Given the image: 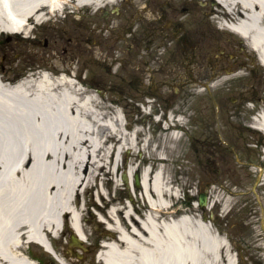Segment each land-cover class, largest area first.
Returning <instances> with one entry per match:
<instances>
[{
    "label": "bare ground",
    "instance_id": "6f19581e",
    "mask_svg": "<svg viewBox=\"0 0 264 264\" xmlns=\"http://www.w3.org/2000/svg\"><path fill=\"white\" fill-rule=\"evenodd\" d=\"M145 1L134 0L136 14L153 21L150 10L139 8ZM198 1L201 5L212 2L209 14L214 27L248 41L264 65V0ZM117 2L0 0V36L28 35L36 26L58 21L65 12L69 16L76 13L80 20L85 9L100 10ZM172 24L166 20V26ZM114 27L115 23L103 24L99 29L111 31ZM109 49V61L115 62L120 57L112 46ZM93 52L98 56L97 48ZM154 55L148 47L142 59L152 60ZM135 58L133 53L128 62L134 63ZM170 66L172 69L175 64ZM68 67L65 61L62 66L57 61L54 68L62 74L42 71L15 83L0 78V264H41L27 257L26 244L47 250L51 247L58 263L67 264L53 242L46 243L45 238L59 237L60 224L69 217L71 224L65 230L86 240V225L82 223L81 208L74 206V197L79 189H94L97 180L110 181L112 166L108 171L104 169L108 154L118 172V157L127 152L132 162L126 165L125 172L131 177L137 170L132 166L136 151L143 156L139 192L131 182L127 189L143 204L131 197L130 204L111 206L105 217L98 215L113 231L109 236L103 232L99 236L101 264H234L230 239L211 225L204 213L182 209L178 211L182 214L171 212L179 200L177 188L170 185L165 172V150L148 154L143 130L123 124L117 110L104 119L100 102L68 77ZM152 71L150 67L146 69L149 74ZM260 104L256 121L264 132V100ZM178 123L183 125L184 119L180 117ZM177 137L170 132L162 139L173 141ZM259 137L257 150L262 154L264 137ZM258 166L259 185L264 186V154ZM101 197L97 192V198ZM260 199L264 232V197ZM206 200L208 207L212 205L210 209L218 207L222 214H228L233 204L231 196L221 198L215 191Z\"/></svg>",
    "mask_w": 264,
    "mask_h": 264
},
{
    "label": "rangeland",
    "instance_id": "374dc122",
    "mask_svg": "<svg viewBox=\"0 0 264 264\" xmlns=\"http://www.w3.org/2000/svg\"><path fill=\"white\" fill-rule=\"evenodd\" d=\"M132 1L134 4V0ZM175 1L184 5L187 10H178L179 13L175 15L166 14L165 19L172 18L180 23L172 27H165L164 18L160 15L163 9L155 12L151 6L155 20L148 23L134 16L129 7L125 8L126 6L122 4L118 7L122 16L121 22L127 23V28L133 30L131 34H134L137 41L132 40L130 32L127 33L128 30L116 29L113 32L97 33L91 28L96 26V23L120 22L116 19L118 16H114L112 12L113 8L109 6L108 16L100 11L94 17L85 9L80 20L76 13L70 16L68 14L58 21L36 26L26 38L4 34L0 36V43L6 44L8 49L13 51L9 57L14 62L13 68L20 72L16 78L11 75L4 77L5 79L12 77L11 80L15 81L24 73H34L32 76L35 77L38 75L37 72L42 70L61 74L55 72L53 64H56L57 60L73 61V71L72 74H67L68 77H72L83 90L89 91L97 98L100 108L105 113L104 119L114 115L113 112L117 110L123 124L137 126L143 130L144 138L147 139L148 154L162 148L165 150L168 160L165 172L170 185L175 189L177 187L178 192L179 201L174 206L180 205L187 213H197L199 193H204L208 198L213 191L221 198L231 196L233 204L228 214H222L218 207L210 209L212 205L203 208V211L211 224L230 239L235 262L237 256L238 264H264L262 208L258 202V199L264 197V186L259 185L258 181V165L262 155L257 150L258 135L249 132L253 130L249 128L252 122L250 115L262 108L260 101L264 100V67L256 61L252 77L249 65L252 67L253 64H248L247 61L245 63L231 61L228 53L238 56L240 60L243 59L235 40L229 45L227 57L225 50L219 54L221 48L219 46H223L220 45L221 38H227L229 32L220 33L214 27L209 14L214 7L211 2L202 3L200 6L197 0ZM119 2L123 3L124 0ZM163 2L165 4V0H158L159 5ZM174 30H177V36L183 37L185 41L177 40V36L173 37ZM158 35H161V38H158ZM168 37L171 41L163 42L164 44L159 41L169 40ZM8 38L11 40L7 41ZM37 38H46L53 46L50 55L43 57V62H38L40 64L38 67L34 59L36 48L32 42ZM86 38L88 42L85 41ZM68 39L71 41L68 42ZM213 39L218 43L216 48L218 58L215 60L211 58L210 65L213 68L211 63H214L215 67L209 72L205 61L212 54L208 42ZM206 40L205 48L203 42ZM94 42L104 49L112 46L119 57L126 59L129 51L126 46L135 42L136 47L133 50L136 53L135 61L130 63L128 59L124 60L121 66L116 64L119 68L114 69L115 73L107 74L105 67L98 68L99 64L93 61L94 58L104 57L105 52L101 47L98 48V56L95 57L87 51V46ZM148 47L151 54H155L152 60L142 59ZM247 50L249 54H253L249 48ZM18 54L29 59L28 68L31 69L27 68L24 61L19 63L21 61H18ZM200 57L204 62H201ZM170 63L175 64V67L171 69ZM81 66L85 70L88 69V73L85 77L78 78V75L74 74L76 68L81 69ZM149 67L153 69L150 74L146 72ZM143 70L146 73L142 74ZM144 93L149 98L153 97V107L146 106ZM246 96L253 100V104L244 99ZM140 103H143L145 111L152 107L150 114L142 111ZM158 109L163 113L174 114L186 109L185 112L182 111L183 132H179L175 140L162 139L164 135H169V132H162L160 124L152 117ZM139 154V151L135 152L132 166L141 172L143 156ZM114 158L115 155L113 160ZM118 159L120 169L116 172L110 164L111 154L105 158V171L112 166L110 181L97 180L94 189L91 191L79 189L74 197L76 202L74 206L81 208L82 223L87 229V240L81 244L84 249L71 246L67 233L59 237H49L67 264H101L97 258L102 244L99 236L108 226L105 222L99 221L98 215L105 217V212H108L111 206L124 207L130 202L122 174L132 159L127 152ZM135 190L139 192L137 188ZM97 192L102 196L100 199L97 198ZM132 199L140 205L143 204L140 197L137 199L132 196ZM106 232L113 234L110 230ZM25 253L41 264H59L51 254L33 244H26Z\"/></svg>",
    "mask_w": 264,
    "mask_h": 264
},
{
    "label": "flooded vegetation",
    "instance_id": "af4514ba",
    "mask_svg": "<svg viewBox=\"0 0 264 264\" xmlns=\"http://www.w3.org/2000/svg\"><path fill=\"white\" fill-rule=\"evenodd\" d=\"M87 40V38H86ZM71 41V39H68V42ZM36 49L34 51V59L35 64L37 67L40 65L38 62H43V57L49 56L53 46L50 44L49 40L44 38L42 41L37 40L36 41ZM87 51L88 48H87ZM11 50L8 49L7 46L0 44V73L4 76H9V72L13 70V61L12 58H10ZM91 53V52H90ZM92 54V53H91ZM19 59H23V57H19ZM23 61L28 64V58L25 57ZM71 62V61H70ZM30 66H27V68Z\"/></svg>",
    "mask_w": 264,
    "mask_h": 264
},
{
    "label": "water",
    "instance_id": "95a60500",
    "mask_svg": "<svg viewBox=\"0 0 264 264\" xmlns=\"http://www.w3.org/2000/svg\"><path fill=\"white\" fill-rule=\"evenodd\" d=\"M138 182H139V180H138V175L135 174V184H136L137 186H138ZM199 202H200L201 205H203V204H204V197L200 196V197H199Z\"/></svg>",
    "mask_w": 264,
    "mask_h": 264
}]
</instances>
